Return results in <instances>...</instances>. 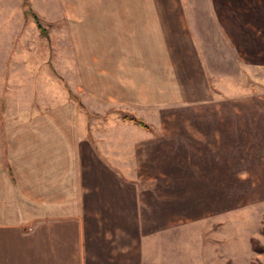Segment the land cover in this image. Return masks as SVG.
<instances>
[{"label":"crops","instance_id":"obj_1","mask_svg":"<svg viewBox=\"0 0 264 264\" xmlns=\"http://www.w3.org/2000/svg\"><path fill=\"white\" fill-rule=\"evenodd\" d=\"M130 61L100 72L95 120L50 83L9 124L0 103V170L16 186L0 264H217L203 234L264 203V86L210 73L170 100L167 78Z\"/></svg>","mask_w":264,"mask_h":264},{"label":"rangeland","instance_id":"obj_2","mask_svg":"<svg viewBox=\"0 0 264 264\" xmlns=\"http://www.w3.org/2000/svg\"><path fill=\"white\" fill-rule=\"evenodd\" d=\"M130 57L141 77L150 71L152 78H167L170 100L179 90L192 92L210 73H232L240 85L264 86V0H0L3 124L10 123L6 114L18 111L20 100L38 98L43 83L61 94L73 91L74 102L95 120L99 74L112 73L115 63L118 69ZM33 78L36 83L25 84ZM17 88L35 93L17 96ZM2 170L0 217L6 219L16 186ZM263 204L218 217L203 232V247L215 248L222 259L217 264H264Z\"/></svg>","mask_w":264,"mask_h":264},{"label":"trees","instance_id":"obj_3","mask_svg":"<svg viewBox=\"0 0 264 264\" xmlns=\"http://www.w3.org/2000/svg\"><path fill=\"white\" fill-rule=\"evenodd\" d=\"M33 18H34V20L36 21V17L33 16ZM36 23H37V22H36ZM37 26H38V28L40 27L39 25H37ZM123 119L134 121V122L140 124L141 126H146L142 121L137 120V119H134V118H129V117H127V116H124Z\"/></svg>","mask_w":264,"mask_h":264}]
</instances>
